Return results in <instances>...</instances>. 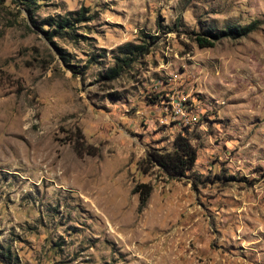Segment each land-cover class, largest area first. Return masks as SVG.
<instances>
[{"label":"rangeland","instance_id":"obj_1","mask_svg":"<svg viewBox=\"0 0 264 264\" xmlns=\"http://www.w3.org/2000/svg\"><path fill=\"white\" fill-rule=\"evenodd\" d=\"M82 11L63 36L41 29ZM252 22L213 46L195 39ZM180 132L197 160L177 176L147 157ZM77 141L98 153L79 156ZM0 252L264 264V0H0Z\"/></svg>","mask_w":264,"mask_h":264},{"label":"trees","instance_id":"obj_2","mask_svg":"<svg viewBox=\"0 0 264 264\" xmlns=\"http://www.w3.org/2000/svg\"><path fill=\"white\" fill-rule=\"evenodd\" d=\"M19 1H22V3L24 4H30L33 0ZM85 17V11L77 13L76 18L66 16L60 19H55L53 17H50L43 22V24L45 23L48 25V28H42L41 26V29L49 37V39H52V37H54L55 35L63 36L67 31V28H73L76 22L82 21ZM256 28L257 22H252L246 25L229 24L228 26H226V28L219 31L207 30L203 33L205 34V36L198 34L195 39L199 43V45L203 47L213 46L217 40L223 37L238 38L246 36ZM60 51L61 54H64L63 50L60 49ZM148 51L149 48L144 44H129L125 50V53L142 55ZM122 70V59H119V61H117L114 66L107 69L104 77L109 80L115 79L119 76ZM174 143L175 146L171 150H160L158 148L150 149L147 159L153 165L155 162L161 165V167L164 168L167 173L180 176L184 175L187 170L191 169L194 166L197 160V150L192 145L188 136L183 132H180L176 136ZM75 149L79 156L96 155L98 153L97 147L91 144L85 145L84 143H81L79 141H77V143L75 144ZM151 189L152 188L149 184L140 183L134 188V192H139L141 202L146 203L150 196ZM0 258L5 262L7 260L9 264L8 259H10V255L8 256L6 253L0 252Z\"/></svg>","mask_w":264,"mask_h":264}]
</instances>
